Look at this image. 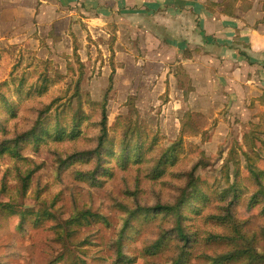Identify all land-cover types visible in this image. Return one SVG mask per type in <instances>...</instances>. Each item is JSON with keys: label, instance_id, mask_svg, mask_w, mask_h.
I'll return each instance as SVG.
<instances>
[{"label": "rangeland", "instance_id": "obj_1", "mask_svg": "<svg viewBox=\"0 0 264 264\" xmlns=\"http://www.w3.org/2000/svg\"><path fill=\"white\" fill-rule=\"evenodd\" d=\"M63 3L0 0V264H113L122 217L114 203L133 201L180 203V223L197 240L181 262L201 264L230 251L205 241L227 231L204 218L224 206L219 193L232 180L251 193L249 170H264V0ZM112 71L103 148L57 175L59 158L97 146ZM75 116L80 134L70 140ZM33 126L34 140L19 141ZM171 148L174 159L154 175ZM121 155L129 156L123 169ZM97 163L112 173L101 187L74 178ZM189 175L205 207L185 196ZM246 197L233 219L258 234L264 217L247 209ZM84 210L106 217L108 227L65 225ZM174 218L156 213L134 224L123 246L131 264L180 257L172 233L158 252L146 251Z\"/></svg>", "mask_w": 264, "mask_h": 264}, {"label": "trees", "instance_id": "obj_2", "mask_svg": "<svg viewBox=\"0 0 264 264\" xmlns=\"http://www.w3.org/2000/svg\"><path fill=\"white\" fill-rule=\"evenodd\" d=\"M72 41H76V36L71 32ZM77 57V55H76ZM113 78V71L109 75V85L106 89V93L102 98L101 105V118H100V135L97 138V146L88 151H82L75 153L67 158H59L57 160L56 173L60 175L68 166L71 164V161L76 157H83L85 159L93 155H98L99 151L103 148L107 137V95L111 90ZM39 89L44 88V86L38 87ZM79 86L75 89L78 92ZM40 113L36 116V124L40 125ZM81 120L78 116H75L71 122L70 129L67 133V138L73 140L77 138L80 134V125ZM55 135L59 136L60 131L57 126L53 127ZM38 131L35 126L28 128L25 133L18 138L19 141H28L34 140V133ZM174 149L171 148L167 153L162 155L156 162L154 166V175L160 176L166 164L171 162L174 159ZM129 156L121 155L117 158V165L119 169H123L126 166V162ZM244 160L246 163L249 162L248 155H244ZM252 180L255 184V189L251 193L249 191H242L241 187L232 180L228 187L224 190H221L219 196L222 199V208L218 207L215 211L208 214L204 219L206 221H213L215 224H218L222 227H225L227 234H207L205 239L206 242H218L225 244L230 247V251L220 253L215 255L214 258L204 260L201 264H264V229H261L260 232L248 231L241 224L237 223L233 219V211L236 205L240 203L244 195L246 197V207L248 210H258L260 216L264 217V170H258L256 172L250 171ZM112 176V173L106 169H102L99 163H97L90 171L86 173L77 172L75 173L74 178L79 181H86L89 187H101L106 178ZM75 180V181H76ZM188 188L190 189L188 194H185L187 198L190 196H195L196 199H200L205 203L207 198L205 193L198 189L192 180V175H189ZM115 207L122 214L120 226L117 229L114 235V261L113 264H131L132 261L128 259L127 254L123 251V246L126 243L128 238V232L133 229L134 224L139 221V219H146L150 214L156 213H173L174 214V227L169 231L161 230L158 238L147 247L146 251L149 254H154L161 249V246L167 239H169L171 233L177 238V241L180 243L178 251L180 252L178 258L172 260L171 264H186L181 262V257L186 256V258L192 252L194 245L197 240L194 238V235L188 234L184 231L183 226L180 223V203L177 204H156L154 206H144L133 201L132 205L122 203H114ZM235 206V207H234ZM203 207H198V214ZM53 218V215L47 212V220ZM89 220L102 224L108 227V219L100 214L92 213L90 210H84L77 212L73 217L68 219L65 222L66 226H81L87 224ZM62 227L57 225L55 226L56 232L60 235H63L64 232L60 230Z\"/></svg>", "mask_w": 264, "mask_h": 264}, {"label": "crops", "instance_id": "obj_3", "mask_svg": "<svg viewBox=\"0 0 264 264\" xmlns=\"http://www.w3.org/2000/svg\"><path fill=\"white\" fill-rule=\"evenodd\" d=\"M51 1H53V0H47L48 3H51ZM67 2H68V0H65V3H63V4H67ZM56 4H58V0H56Z\"/></svg>", "mask_w": 264, "mask_h": 264}]
</instances>
